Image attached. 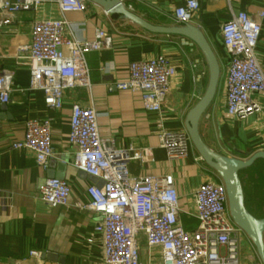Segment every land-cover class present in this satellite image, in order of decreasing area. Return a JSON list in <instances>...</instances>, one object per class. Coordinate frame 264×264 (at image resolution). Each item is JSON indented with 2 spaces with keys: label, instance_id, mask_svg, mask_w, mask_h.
I'll return each mask as SVG.
<instances>
[{
  "label": "crops",
  "instance_id": "obj_1",
  "mask_svg": "<svg viewBox=\"0 0 264 264\" xmlns=\"http://www.w3.org/2000/svg\"><path fill=\"white\" fill-rule=\"evenodd\" d=\"M197 1L200 9L192 24L205 34L218 56L221 75L223 72L214 100L200 120V132L217 152L248 159L253 153L264 151V95L255 96L259 111L245 118H227L225 68L229 56L222 44L220 28L232 14L245 11L256 17L264 10V0ZM123 2L154 24L179 26L174 10L187 0ZM63 17L57 3L52 1L44 2L36 11L20 12L8 24L2 22L0 14V71L13 72L11 102L5 111L0 110V264H105L102 236L95 231L98 216L78 206L89 202L87 188L98 181L73 166L75 149L68 138L74 104L93 107L98 113L101 136L113 139L118 148L150 149L153 160L129 162V174L135 178L172 174L180 196V220L187 230L196 227L192 215L198 188L204 181L217 180L204 161L196 160L199 153L193 145L182 160H170L160 145L163 132L186 130L188 112L206 91L208 66L199 48H190L183 42L186 38L179 35L149 33L92 4L86 12L66 13V20L73 23L79 37L93 39L95 31L101 28L112 36V46L86 55L90 86L66 90L62 108L54 110L46 105L42 91L28 89L29 61L16 55L19 46L30 43L33 22ZM159 55L169 59L177 70L161 111L145 109L140 93L109 90L115 83L128 79L131 62ZM256 57L264 72V20ZM196 60L198 66L193 68ZM29 118L52 121L54 154L45 167L36 163L32 151L11 148L13 142L24 138ZM263 168L264 161H260L244 171L252 175ZM50 178L69 183L68 205L52 207L40 199L39 188ZM241 179L245 188L243 176ZM140 250L143 264L154 261L151 252L158 261V248L149 249L144 239ZM31 251L42 255L32 256ZM60 257L64 258L62 263ZM241 259L245 263L259 260L255 246L245 235Z\"/></svg>",
  "mask_w": 264,
  "mask_h": 264
},
{
  "label": "built area",
  "instance_id": "obj_2",
  "mask_svg": "<svg viewBox=\"0 0 264 264\" xmlns=\"http://www.w3.org/2000/svg\"><path fill=\"white\" fill-rule=\"evenodd\" d=\"M46 1L56 2L64 17L33 22L31 41L19 46L16 56L29 61L28 89L42 91L46 105L60 110L66 90L90 86L86 55L111 48L112 36L99 28L93 39L81 38L73 23L66 20V13L89 10V0H0L2 22L11 23L20 12L36 11ZM199 9L197 0H187L184 6L175 8L174 17L180 25L192 24ZM263 20L264 10L256 17L242 11L232 14L220 28L229 56L225 68L227 118H245L259 111L255 96L264 95V72L256 48ZM183 42L190 48L197 47L188 39ZM176 72L164 55L134 61L129 65L128 79L109 90L140 93L145 109L161 111ZM12 83L13 72L0 71V105L11 102ZM98 118L93 107L74 104L68 139L75 149L73 166L98 181L87 188L89 202L78 206L98 216L95 231L102 236L105 264H143L142 239L149 249L159 250L158 261L151 252L154 261L149 264H262L259 260L242 261L241 243L246 234L234 223L225 184L215 172L217 180L204 181L196 192L192 215L196 227L187 230L180 220L174 176L131 177L128 163L153 160L150 149L118 148L113 139L101 136ZM25 127L24 138L13 142L11 148L32 151L36 163L45 167L54 154L52 121L29 118ZM160 145L170 160H182L188 156L192 142L186 130L165 131ZM196 160L203 162L200 155ZM70 195L69 183L60 178L47 179L39 188L40 199L52 207L68 205ZM30 255L40 257L42 253L31 251Z\"/></svg>",
  "mask_w": 264,
  "mask_h": 264
},
{
  "label": "water",
  "instance_id": "obj_3",
  "mask_svg": "<svg viewBox=\"0 0 264 264\" xmlns=\"http://www.w3.org/2000/svg\"><path fill=\"white\" fill-rule=\"evenodd\" d=\"M94 6L101 8L106 14L119 16L139 28L160 35H179L193 43L201 51L208 66V84L206 91L197 104L188 112L186 131L192 145L207 166H209L225 184L229 210L234 223L243 230L247 238L255 246L259 261L264 264V216L256 217L246 206V194L240 172L264 161V151L253 153L248 159L230 157L212 149L203 139L200 132V120L214 100L221 77V66L218 56L212 49L203 31L193 24L164 26L154 24L143 16L126 7L123 0H89ZM5 111L6 105H0ZM55 175L52 173L51 177ZM64 260L59 258L60 263Z\"/></svg>",
  "mask_w": 264,
  "mask_h": 264
},
{
  "label": "rangeland",
  "instance_id": "obj_4",
  "mask_svg": "<svg viewBox=\"0 0 264 264\" xmlns=\"http://www.w3.org/2000/svg\"><path fill=\"white\" fill-rule=\"evenodd\" d=\"M240 172L245 182V194L248 210L256 217L264 216V168L260 172L246 173Z\"/></svg>",
  "mask_w": 264,
  "mask_h": 264
},
{
  "label": "trees",
  "instance_id": "obj_5",
  "mask_svg": "<svg viewBox=\"0 0 264 264\" xmlns=\"http://www.w3.org/2000/svg\"><path fill=\"white\" fill-rule=\"evenodd\" d=\"M246 206H247V203H246ZM248 209V208H247ZM2 246H0V248H1Z\"/></svg>",
  "mask_w": 264,
  "mask_h": 264
}]
</instances>
